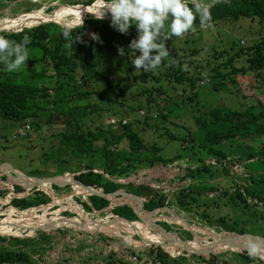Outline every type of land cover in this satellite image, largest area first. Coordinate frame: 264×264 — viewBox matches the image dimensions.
<instances>
[{"label": "trees", "instance_id": "1", "mask_svg": "<svg viewBox=\"0 0 264 264\" xmlns=\"http://www.w3.org/2000/svg\"><path fill=\"white\" fill-rule=\"evenodd\" d=\"M6 1L12 3L16 0ZM95 1L72 0L68 4L72 5L71 7L83 9L92 5ZM103 1L107 3V0ZM203 2L209 5L211 17L209 21L205 22L206 24L217 23L222 20H238L242 17H257L261 22H264V0H203ZM32 9H27V12ZM96 18L95 16L87 15L82 25L75 27L61 26L54 22H44L30 27H16L14 29L17 30L14 31H0V36L16 42L27 36L30 41L27 45L29 54L27 61L40 66L50 64L54 70V72L48 74L44 71H37L36 67H25L20 71L9 73L4 70L3 64H0V116L4 120L16 123L21 127L26 125L36 127V120L41 115L46 117V122L50 125L62 124L68 128L76 125V131L61 133L60 146L58 147L61 148L63 146L65 150L72 152L78 159V165L82 163L80 162L81 157L86 156V154L97 151L103 156L104 164L98 166L100 167L99 170H96L95 165L93 166L91 163H82L83 166L78 169L80 171L72 173L74 175H69V172L58 171L55 175L49 176L55 177L56 181H58L57 185L52 186L53 190L54 186H58L62 190L73 187L77 192L91 193L88 195L90 200L87 201L85 206H87V211L98 212L104 211L112 202L114 203L124 196V191H120L114 197L105 199L96 195L102 194L99 188H102L107 193L126 189L135 195V198L133 196L128 197L130 198L129 201L136 206L138 201V206L142 210L154 211L163 207L170 208L173 205L182 211L190 212L195 210V206L202 205L204 212L201 213V216L202 218L206 217L207 220H209L208 214L205 213L207 203L199 204L201 202L200 197L204 195H218L240 203L247 209L264 204V146L261 144V139L264 137V101L262 100H258L243 109H231L226 106H202L200 108L198 106L197 109L193 107L194 112L196 110L197 112L195 114L192 112L191 116L197 125V129L190 134L191 137L188 139L171 135L173 138L182 141L183 144L186 142L184 151L171 157H163L160 154L162 148L155 144L146 143L138 132L133 129L131 123H123V116L120 117L118 126L122 129L121 137L125 136L128 141V150L126 152L117 149V144H119L121 137H113L115 132L111 129L106 131L110 138L101 136V133H95L91 129L84 130L82 119L89 113H93L94 110L100 111L101 107L91 102H86L83 105L80 103L73 104L70 101L73 99H87L88 96L96 92L94 88L87 89L88 80L90 82H96L97 80V83H99L100 79L103 80L102 93L97 97L105 98V94H110L113 97L111 99L114 100L110 102L108 107L113 114L127 115V108H132V110L134 108L132 104H127L123 98L129 89L121 84L125 79H120L117 82L112 78L110 79L111 75L102 71V58L105 52H110L114 55L118 54V47H123L125 51L130 50L128 47L130 41L137 37L136 28L132 26L127 34H121L110 26L111 16L108 19ZM73 23L76 24L77 21ZM200 24L198 18L193 22L194 26ZM88 27H91L96 32L99 40L87 37ZM65 28L71 30V37L68 40H65L62 36V30ZM78 35L80 39L75 41L79 38ZM174 37L164 41L169 52L171 51L170 41ZM198 52L199 49L192 51L194 54ZM137 55H139L138 51ZM235 55L245 56L246 66H232V70L228 74L230 72L244 74L250 70L257 77H264V37L250 45L246 50L240 49ZM164 66L166 67L165 70L163 69ZM124 71L127 80L137 84L148 83L149 81L158 83L162 80V82L169 85V81L174 79L173 81L178 83L182 90L190 88L191 96L187 98H196L197 95L194 89L198 83H204V80L213 82V78L223 75L217 69H213L212 73L204 71L189 73L188 70L181 67H174L173 62L166 58L162 60L158 68L148 72L143 70L136 71L134 66L128 61L127 68ZM77 80L86 85V88L76 90ZM69 84L76 90L72 94L64 92L65 85ZM158 84H161L164 89L161 90L160 85L156 90H158V93L163 92V95L160 96H166L167 98L162 102V106H159L161 100H157L156 97L152 96L153 88L149 89L150 87L143 86L145 84H141L143 87L142 91L145 94L149 93V97L140 100V105H144L148 113L158 110L161 117L165 119L170 115L179 116L180 114H176L173 111V103L177 99L171 98V96L167 97L169 94L166 87L161 82ZM213 88L219 90L215 81L213 82ZM50 89H53L54 94L52 91L51 93L49 92ZM52 94L53 96L59 94V98H62L63 103L67 104V107L53 106L57 101L56 98L53 99ZM187 98L185 97L183 100L188 101ZM182 103L185 104L186 102L183 101ZM60 105L62 104L60 103ZM17 134L19 135V133ZM102 138L104 143L98 147L96 143ZM187 153L196 155L197 160L191 162L189 159L190 166L182 167L178 165L180 172L175 178L179 183L187 180L189 183L182 185L172 196L171 191H165L162 187H153L149 184L135 183L133 181L123 183L122 180H118V178L128 177L131 172L138 168L148 169L158 164L166 166L174 163L178 164L181 159L188 155ZM234 153L245 156V174L238 171L237 164L231 157ZM209 158L214 159L213 163L207 162ZM62 160L66 161L65 159ZM226 160L230 161L231 165ZM255 169L258 170L255 171ZM31 172L42 173L39 170H32ZM206 175L215 177L217 181L215 186L207 184L202 179ZM219 178L226 179L229 186L224 187L220 183ZM26 186V191L32 190L31 194H28V191L25 195H22L20 192H23L24 189L19 185L15 186L5 203L10 206L8 212H23L51 204L50 196L43 189ZM82 205V209H85L86 207L83 203ZM1 207L2 205L0 204ZM179 209L178 211H180ZM111 211L118 216L117 218L120 222L130 224L138 220L133 208L129 205L121 204L113 207ZM218 217L217 220H219L218 223L220 224L228 223L230 220L229 216L226 218L219 214ZM77 218L78 221L72 218L67 219V221L60 219L57 226L60 227L67 224L74 227L75 230L87 231L98 230V227H101L100 229L108 234L114 233L104 221L97 222L88 221L84 217ZM109 222L114 225L117 223L116 219ZM45 224L46 217L45 214H42L41 218L34 222L27 231H21V233L25 231V235H7L5 237L0 234V242L12 243L9 245V249H4L0 246V264H28L32 262L30 253L41 256L46 251L48 253L55 252L56 255L62 251L65 255L71 257L70 252L63 250L62 245L64 242L67 243L69 239L64 236L53 238L50 233L40 232L44 230L42 227ZM210 225L213 224L210 223ZM92 227L97 229H92ZM69 229L74 230L73 228ZM148 229L136 230L130 227L127 231L135 233V235L138 234L147 244L156 247L152 249V252H157L155 254L158 255L155 256L159 264H178L179 258L183 259L184 257L178 254V250L181 248H174L155 229ZM165 229L172 232L169 225H166ZM235 229L236 227L230 225L229 230L235 231ZM38 233L43 236H37L36 234ZM238 233H246V231L242 228ZM96 234L101 239L108 240L112 238L103 233ZM185 235V239L179 235L178 237L182 240H190L193 237L187 231H185ZM154 237H157V239H154ZM173 237L175 238V236ZM195 241L198 242L197 239ZM12 246H17V248H12ZM34 247L40 248V250ZM211 248H215V246ZM26 250L28 251L25 252ZM186 252L192 254L193 259L197 261L201 259L205 264H212L213 260L196 254L213 256L218 253L208 250L206 244H199L195 249L186 250ZM81 253H78L79 256H81ZM237 255L243 257L244 260L246 258V263L236 261V264H252L254 261H258L256 257H250L246 251ZM115 264L125 263L124 260H120L116 261ZM257 264L262 263L258 262Z\"/></svg>", "mask_w": 264, "mask_h": 264}, {"label": "rangeland", "instance_id": "2", "mask_svg": "<svg viewBox=\"0 0 264 264\" xmlns=\"http://www.w3.org/2000/svg\"><path fill=\"white\" fill-rule=\"evenodd\" d=\"M70 1L72 0H16L8 3L6 0H0V23L5 22L6 24L0 26L22 24L10 28L14 30L16 27H30L44 22H54L61 26L75 27L76 25H82L81 22H83L87 15H92L93 12L99 13L103 9L101 7L106 4L103 0H96L90 5L92 7L90 11H87V15H85V12L81 9L71 7L72 5L68 4ZM93 5H99L101 7L95 8ZM29 8L33 9L27 12ZM104 13H108L107 10ZM96 17L99 18L100 16L96 15ZM109 17L110 13L103 16L104 19H108ZM79 19H81L80 23H73ZM92 34H96V32L91 27H88L87 37L92 38ZM262 37H264V22H261L257 17H242L238 20H222L217 23L193 25L182 36L172 38L170 41L171 51L166 59L172 61L174 67H181L188 70L189 73L195 71L212 73L213 69H217L223 74L213 78V82L215 81L219 90L213 88L212 81L206 82L204 80V83H198L194 89L197 95L196 98H187L191 96L190 88L182 90L178 86V83L173 81L174 79L169 81V85L162 82V80L159 81L158 83L161 82L166 87L169 94L167 97L171 96V98L177 99L173 103V111L176 114H180L179 116L170 115L165 119L161 117L158 110H153L148 113L144 105H140V100L149 97V93L145 94L142 91L143 87L141 84H145L143 85L145 87H150L149 89L153 88L152 96L156 97L157 100H161L159 106H162V102L167 98L166 96H160L163 95V92L158 93V90H156L161 84L152 81L137 84L130 82L131 80H127L124 70L127 68L128 53L131 50L125 51V55L123 56L119 54L114 55L110 52L103 53L102 71L106 74L109 73L111 75L110 79H114L115 82L120 79H125L121 84L122 86H127L129 89L123 98L127 104L134 106L133 110L132 108H127V115L113 114L108 108L110 102L114 100L111 99L113 97L110 94H105V98L97 97L102 93V79H100L101 81L99 80V83H97V80L96 82H90L88 80L86 84L87 89L94 88L96 92L88 96L87 99H73L70 103L84 105L86 102H91L101 107L100 111L94 110L93 113H89L82 119L84 130L91 129L95 133H101V136L110 138V135L106 131L111 129L115 132L113 137L120 138L122 129L118 126V122L112 123V120L119 121L120 117L123 116V121L131 123L133 129L138 132L146 143L150 145L155 144L162 148L160 154L163 157H171L179 152H183L185 149L184 146L186 145V142L183 144L182 141L173 138L171 135L188 139L191 137L190 134L197 129V125L191 116L192 112H194L193 107L197 109L198 106L199 108L202 106H226L231 109H243L252 103H256L258 100L264 101V77H257L250 70L244 74L236 72H230L228 74L232 70V66H246L245 56H236V52L240 49L246 50ZM194 49H199V52L192 53ZM25 63L26 65H22L17 71L25 67H36L35 69L37 71H44L48 74L54 72L50 64L40 66L28 61ZM163 69L165 70L166 67L164 66ZM76 85V90L86 88V85L82 84L79 80H77ZM163 89L161 85V90ZM76 90H74L71 84L65 85L64 88V92L69 94L74 93ZM51 91L54 94L53 89H50L49 92L51 93ZM185 97L188 101L183 100ZM54 98H56L57 102L53 106L67 107V104L63 103L62 98H59V94L53 96ZM183 101L186 103L183 104ZM36 121L37 126L30 125L31 130L28 134L25 137H20L17 133H19L21 126L11 121H6L0 116V204L2 205L0 208V234L5 237L7 235H25V231L40 219L43 213L47 214V218L46 224L42 227L44 230L40 232L50 233L53 238L61 236L67 237L69 239L68 242H64L62 245L63 250L70 252L71 257L65 255L62 251L57 255L55 252L48 253L47 251L41 256L30 253L32 262L28 264H115L116 261L120 260H124L125 264H159L155 256L158 255L155 254L157 252H152V249L156 247L147 244L138 234L135 235V233L127 231L130 227L136 230H145L143 227L144 224L139 218L137 221L127 224L117 221V216L112 213V209L106 208L105 211L99 212L87 211L85 204L90 200L87 196L88 194L85 192L76 194L77 191L73 187L64 190L58 186H54V190L52 187H43V191L48 195L53 193V191L55 192L51 197L53 199L51 204L53 202L55 203L54 200H58V202L53 207L49 204L50 206L32 208L21 213L8 212L10 206L5 203L16 185L24 189L20 194L25 195L29 191H26L27 183L29 187L33 185L40 186L42 183L41 178L31 180L33 178L30 177V174L35 173L31 172L32 170H39L44 177H49L55 175L58 171L78 173L80 171L78 170L79 167L83 166L82 163H91L93 166L95 165L96 170H99L100 167L98 166L104 164L102 154L95 151V153L82 156L80 161L82 163L78 165V159L72 152L65 150L63 146L61 148L58 147L60 146L61 133L65 131L68 133L76 131V125L70 128L62 124L50 125L46 122V117L42 115ZM103 141V138L98 140L96 143L97 146H101L104 143ZM261 144L264 146V137L261 139ZM117 149L123 150V152L128 150V141L125 136L120 138ZM187 154L178 164L174 163L169 166L158 164L148 169L138 168L131 172L128 177L118 179L122 180L123 183L133 181L135 183L149 184L153 187H162L165 191H171L172 196L182 185L189 183L188 180L179 183L175 178L180 172L178 165L182 167L186 165L190 166L189 159L191 162L197 160L196 155ZM242 155L234 153L231 157H233V161L237 164V169L243 174L246 160H244L245 156L243 157ZM213 161L214 159L209 158L207 162L213 163ZM229 162L227 161L231 165ZM257 170L255 169V171ZM14 171L18 172L15 178L11 176V174H14ZM21 174L29 175V178ZM202 179L212 186H215L217 183L215 177L211 175H206ZM14 180L17 182H13ZM219 180L224 187L229 186L226 179L219 178ZM31 193L32 190L28 192V194ZM129 200L130 198H127V201ZM118 201L128 205L123 197ZM131 201L133 200L131 199ZM200 201L199 204L203 202L207 203L205 213L208 214L210 223L213 225H210L206 217L202 218L201 213L204 212L202 205L195 206L196 211L192 210L190 212L182 211L173 205L170 208H160L151 212L139 208L138 201L137 207L143 211L140 216L146 217L148 228L155 229L174 248L179 247L181 249L192 250L200 241H206L207 249L218 253L213 256L196 255H202L205 258L213 260L212 264H236V261L246 263V258L244 260L243 257L237 255L242 254V251L239 252L241 246L250 247L254 245L257 247V257L264 261V242L261 240H264V204L247 209L240 203L212 194L201 196ZM82 203L86 207L85 209H82ZM112 205H114L113 202ZM130 207L133 208V206ZM56 209L61 210L62 213L57 214L54 211ZM82 210L84 211L82 212ZM219 214L226 218L229 216V222L218 223L219 220L217 219L219 218ZM78 215H81L88 221H97L98 219L99 221H104L114 233L108 234L106 231L100 229L101 227H98V230L87 231L75 230L74 227L67 224L60 227L57 226L60 219L67 221V219L72 218L78 221ZM113 219L117 221L115 225L109 222ZM166 225L170 226V230L175 235V238L171 235L164 234L163 231L166 230ZM230 225L236 227L235 231L229 230ZM69 228H73L74 230ZM242 228L245 229L246 233H238ZM92 229L97 228L92 227ZM22 230H25L24 233H21ZM185 231L193 236L191 243H194L195 246H183L185 243L178 242L176 237L179 238V235L185 239ZM96 233H103L112 238L108 240L101 239ZM237 234L243 236L239 237ZM36 235L43 236L39 233ZM225 236L233 237L226 238ZM154 239H157V237H154ZM196 239L198 242L195 241ZM212 246H215V248H211ZM12 248H17V246H12ZM80 252H82L81 256L78 254ZM191 255L187 253L183 259L179 258L178 264H205L201 259L198 261L193 259ZM258 262L254 261L252 264H257Z\"/></svg>", "mask_w": 264, "mask_h": 264}, {"label": "clouds", "instance_id": "3", "mask_svg": "<svg viewBox=\"0 0 264 264\" xmlns=\"http://www.w3.org/2000/svg\"><path fill=\"white\" fill-rule=\"evenodd\" d=\"M105 9L110 13V26L114 30L127 34L130 27L136 28L137 37L128 45L131 50L128 61L136 71L145 72L155 70L169 56L164 41L182 36L197 18L201 24L211 19L209 5L203 0H107L100 17L95 15V18L103 19ZM62 36L65 40L70 39L71 30L63 29ZM78 37L75 41L80 39ZM92 38L99 40L96 34H92ZM29 42L27 36L19 42L0 36V64L5 71L13 73L26 65ZM117 52L120 56L125 55L123 47H118ZM248 255L255 258L257 247L250 246Z\"/></svg>", "mask_w": 264, "mask_h": 264}, {"label": "water", "instance_id": "4", "mask_svg": "<svg viewBox=\"0 0 264 264\" xmlns=\"http://www.w3.org/2000/svg\"><path fill=\"white\" fill-rule=\"evenodd\" d=\"M87 7H89V6H87ZM83 22H81V24H82ZM76 26H78V25H76ZM2 30H6V31H14L13 29H5V28H3V29H1L0 28V31H2ZM239 171V170H238ZM239 172H241V171H239ZM14 174L12 175L11 174V176H13L14 178H15V176L16 175H18V172H16V171H14L13 172ZM69 175H74V174H72V173H68ZM243 174H245V172H243ZM22 176H24V177H26V178H29L28 176L29 175H25V174H21ZM30 177L31 178H41V181H42V183L40 184V186L39 185H34V186H32V187H36V188H42V187H44V186H48V187H52L53 185H57V182L58 181H56V179H55V177H44L42 174H40V173H33V174H30ZM119 180V179H118ZM117 180V181H118ZM18 181H20V180H18ZM13 182H17V181H13ZM99 191L102 193L101 195H99V194H96V195H98V196H101V197H104L105 199H110V198H112V197H114L116 194H118V192H120V191H124V198H128V197H130V196H135V195H133L132 193H130L129 191H127L126 189H121V190H117V191H115V192H112V193H107V192H105L102 188H99ZM77 194V193H76ZM86 194H88V195H90L91 193H86ZM52 197V196H51ZM55 202H57V200H54ZM130 204H131V206H133V208H134V211H135V214L138 216V218L140 219V221L144 224L143 225V227L145 228V229H147V230H149L148 229V225H147V222H146V217H140V214H142L143 213V211L142 210H140L136 205H133L132 204V202H130ZM164 208V207H163ZM158 209H160V208H158ZM157 210V209H156ZM155 211V210H154ZM151 212H153V211H151ZM118 217V216H117ZM97 221H99V219L97 220ZM163 231V230H162ZM164 232V234L165 235H171V236H175L172 232H169V231H166V230H164L163 231ZM194 234V233H193ZM220 234H222V233H220ZM213 235H217V234H213ZM239 237H242L243 235H241V234H237ZM209 236H212V235H209ZM208 237V236H207ZM226 238H232L233 236H225ZM176 239L178 240V242L179 243H185V245L183 244V246H188V247H193V246H195L194 245V243H191V241L193 240V238L191 239V240H186V241H183V240H181V239H179V238H177L176 237ZM203 239V238H202ZM201 239V240H202ZM262 240V242H264V240L263 239H261ZM206 243V241H201L199 244H205ZM12 243H9V244H6V243H4V242H0V246H2L3 248H7V249H9V245H11ZM35 249H39L40 250V248H37V247H34ZM248 249H249V247L248 246H244V245H242L241 246V248H240V250H239V252H243V251H246L247 253H248ZM186 250L187 249H185V248H182V249H180V250H178V254H180L181 255V257H183V256H186L187 255V252H186ZM256 259L259 261V262H261L262 264H264V261H262L261 259H259L258 257H257V255H256ZM78 261H81V260H78Z\"/></svg>", "mask_w": 264, "mask_h": 264}, {"label": "built area", "instance_id": "5", "mask_svg": "<svg viewBox=\"0 0 264 264\" xmlns=\"http://www.w3.org/2000/svg\"><path fill=\"white\" fill-rule=\"evenodd\" d=\"M118 122V120H112V123H117ZM123 123H126V121H123ZM31 129V127L29 126V125H26L25 127H21V129L19 130V135L20 136H25L28 132H29V130ZM33 179H35V178H33ZM44 187H48V186H44ZM32 188V187H31ZM30 188V189H31ZM41 189H43V187L41 188ZM74 189V188H73ZM75 191V190H74ZM76 192V191H75ZM76 193H79V194H81V192H76ZM85 193H87V192H85ZM52 195H53V193H51ZM84 194V193H83ZM124 198V197H123ZM126 201H127V198H124ZM57 202H58V200H57ZM126 203H128V205L129 206H131V204H130V201H127ZM114 205H112V204H110L109 205V207H107V209H112L114 206H119V205H121V204H123V203H121L120 201H116V202H114L113 203ZM51 205V207H53V206H55V205H57L56 204V202L54 203H52V204H50ZM50 205H47V206H50ZM43 207H45V206H40L39 208H43ZM164 208H168V207H164ZM59 209V208H58ZM58 209H56V210H54L55 212H57V214L58 213H62V211L61 210H58ZM64 212V211H63ZM82 212H83V210H82ZM18 213V212H17ZM19 213H21V212H19ZM43 214V213H42ZM47 216V214H45V217ZM84 216V215H83ZM77 217H79V218H83L81 215H78ZM47 218V217H46ZM181 224V223H180ZM58 228V227H57ZM48 232V231H47Z\"/></svg>", "mask_w": 264, "mask_h": 264}, {"label": "bare ground", "instance_id": "6", "mask_svg": "<svg viewBox=\"0 0 264 264\" xmlns=\"http://www.w3.org/2000/svg\"><path fill=\"white\" fill-rule=\"evenodd\" d=\"M105 5H106V4H105ZM105 5H103V6H105ZM103 6L101 7V6L98 5V6H94V7H95V8H97V7L104 8ZM91 7H92V6H89V7L83 8V9H81V10L85 12V15H87L86 13H87V11H90ZM78 9H79V8H78ZM104 11H106V10H104ZM100 13H101V11H99V13H94V12H93L92 15H98V16H99ZM107 14H108V13H104V15H107ZM89 16H90V15H89ZM82 17H85V16H82ZM46 19H48V17H46ZM80 21H81V19H79V20L77 21V23H80ZM77 23H76V24H77ZM0 25H6V24H5V22H3V23H0ZM17 25H22V24H16V25H12V24H11V25H7V26H0V28H1V29H3V28H5V29H10V28H13L14 26H17ZM23 26H24V24H23ZM31 180H35V179H31ZM36 181H37V180H36ZM34 183H36V182H34ZM26 185H29V184L27 183ZM133 197H134V196H133ZM134 198H135V197H134ZM133 205H134V204H133ZM117 221H119L118 218H117ZM200 242H201V241H200ZM200 242H199V243H200ZM234 242H235V240H234ZM198 245H199V244L197 243L196 246H195L193 249H195ZM193 249H192V250H193Z\"/></svg>", "mask_w": 264, "mask_h": 264}, {"label": "crops", "instance_id": "7", "mask_svg": "<svg viewBox=\"0 0 264 264\" xmlns=\"http://www.w3.org/2000/svg\"><path fill=\"white\" fill-rule=\"evenodd\" d=\"M46 194H47V193H46ZM53 194H55V192H54V191H53ZM50 195L52 196V194H50ZM50 195H49V196H50ZM51 196H50V198H51ZM87 196H88V195H87ZM51 200L53 201V199H52V198H51ZM105 210H106V209H104V211H105ZM98 212H99V211H98ZM86 252H87V251H86ZM86 252H85V254H87Z\"/></svg>", "mask_w": 264, "mask_h": 264}]
</instances>
